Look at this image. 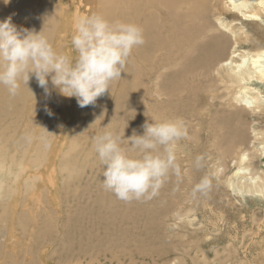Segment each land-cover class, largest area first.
<instances>
[{"label": "bare ground", "instance_id": "1", "mask_svg": "<svg viewBox=\"0 0 264 264\" xmlns=\"http://www.w3.org/2000/svg\"><path fill=\"white\" fill-rule=\"evenodd\" d=\"M31 2L32 0H10V3L5 4L4 0H0V20L11 17L12 22L19 25ZM58 2L61 4L59 12L66 17L64 25L75 27V22L82 13L69 9V0ZM101 9L100 5L99 12ZM105 10L104 16L110 21L138 24L143 29L146 42L133 49L124 69L129 75L126 73L114 81L111 90L99 97L94 105L84 107L87 116L80 121L81 127L75 128L74 136L71 137V151L76 154V149H82L85 152L84 158L99 160L93 148V137L97 133L106 128L114 130L120 127L121 135L124 134L125 138L130 137L134 130L137 134H143L142 125L149 117L156 116L160 119L183 118L189 132L196 122L199 127L198 138H203L206 143L193 144L191 136L182 139L183 145L190 143L195 150L208 151L217 158H225L238 145H245L252 154H241L238 157L241 162L264 157V132L253 129L249 136L247 129L250 126L248 128L243 121L248 113H264V94L261 90L264 87V46L243 52L238 49L240 43H248L251 39L241 24L257 23L263 17L264 0H111L105 5ZM57 15L58 12L47 11L29 14L24 28L39 32L46 22L45 34L50 36L58 51V42L52 38L60 23ZM229 16L231 18L226 19ZM211 70L217 71V74L225 72V75L221 74L218 78L220 83L213 80L212 74L209 76L212 79L210 84L206 82L210 79L205 75ZM192 71H195V76L191 75ZM48 89L46 93L38 85L34 75L28 85L21 84L15 96L0 85V199H4L8 191L5 176L14 174L17 179L24 174L13 172L14 165L22 158L23 153H10V142L16 140L19 145L33 144L32 147L39 149L41 154L44 150L40 149L51 141L50 131L44 130L41 123L42 111L37 112L42 107L41 100H47L55 93V90ZM64 101H70V106L75 107V99L64 95ZM129 106H132L131 110ZM108 107L111 111L106 119ZM71 112L68 121H71ZM33 123L37 125V130L30 129ZM67 125L62 133L65 136V143L62 145L67 143V135L71 129L70 122ZM57 138H61V135ZM225 142L227 146L223 144ZM256 142L259 145H254ZM179 148L177 144V151ZM29 158H35L32 163L40 166L38 151L32 152ZM75 160L80 161L77 157ZM72 164L71 160L67 167L62 166L61 171L68 170ZM74 170L69 169V177L73 176ZM56 171L57 165H53L49 174L39 176V179L34 175L32 180L33 187H38V180L48 184V189L54 196L51 195V202L58 207L61 204L60 196L57 197L58 184L51 175ZM234 173L243 180L241 187L245 191L256 187L264 188V179L258 174L249 175L245 167H239ZM170 177L171 173L167 179ZM28 178L30 177H26ZM103 178L101 171L91 165L86 172L76 177L74 183L63 188L65 196L71 198V205L75 207L72 215L62 224L63 246L73 251V254L76 247L75 254L82 256L92 252L107 255L116 250L120 254L126 251L131 253L132 250L142 255L151 252L141 245L140 238L142 235H151L146 229L139 232L142 221L139 219L145 211L144 199L129 202L118 199L111 191L105 190ZM175 183L172 181V189L175 188ZM20 190L18 185L16 192L19 193ZM157 193H161V190ZM154 201L155 204L160 203L155 199ZM16 205L15 198L11 203L13 213H16ZM0 207L5 214L6 205L1 203ZM158 207L159 205L155 209ZM1 216L2 214L0 218ZM24 216L23 213L21 218L24 219ZM109 232L112 235H108ZM9 233L10 238L15 236L12 228ZM48 234L47 229H41L37 238L42 240ZM130 243L138 245L135 247L134 244L133 249Z\"/></svg>", "mask_w": 264, "mask_h": 264}, {"label": "rangeland", "instance_id": "2", "mask_svg": "<svg viewBox=\"0 0 264 264\" xmlns=\"http://www.w3.org/2000/svg\"><path fill=\"white\" fill-rule=\"evenodd\" d=\"M110 1L69 0L71 3L69 9L79 10L82 13L81 16H84L99 12L101 5V13L105 14V5ZM60 9L61 4L58 0H32L29 8L27 7L23 21L15 25L18 29L24 28L26 16L29 14H37L39 11L41 14L46 11L48 13L58 12L60 23L53 32L52 38L58 42V51L74 56L71 41L75 27L64 25L66 17L59 12ZM230 18L231 16L226 17V19ZM241 26L247 30L251 39L248 43L239 44L240 52L264 46V15L257 23H244ZM220 72L225 75V72ZM126 73L129 75L126 70L122 71L121 76ZM194 74L195 71H192L191 75ZM210 74L213 75L214 81L220 83L218 78L221 74L211 70L205 77L209 78ZM209 79L206 81L208 84L212 80ZM48 88H51V91L55 90V93L47 100L42 99V107L37 109L38 113L42 111L40 116L43 129L50 131L52 136L49 144H45L40 149L44 152L40 154L39 149L32 147L33 144L19 145L16 140L10 142L8 147L12 154L23 153L22 158L14 165L13 172L24 174L17 179L14 178V174L5 176L8 180L6 184L8 191L6 197L0 199V205L1 203L6 205L5 214L2 213L3 209L0 207V214H2L0 218V264H264V188L256 187L245 191L244 187H241L243 180L234 173L239 167H245L249 175L258 174L264 179V157L257 158L255 161L241 162L238 158L241 154L246 153L251 156L252 152L245 145H238L230 156L217 158L208 151L198 149L196 151L190 143L183 145L182 140L178 142L179 150H176L181 175L171 173L172 177L169 178L176 182L175 188L172 189V181L166 179L165 185L160 188L163 195L157 193L151 199L142 200L145 203L144 206L142 204L145 211L140 216L139 221H142L139 224L140 231H138L142 233V229H146L153 237L147 235L140 237L142 238L141 245L143 244V247L151 252L142 255L132 250L131 253L126 251L120 254L116 250L112 252L113 254L92 252L82 256L75 254L77 251L75 246L74 254L73 251L65 249L64 242H62V224L69 215H72L75 207L71 205L73 204L71 198H67L68 195L65 196L63 188L74 183L76 177L81 176V173L86 172L91 165L102 172V165L98 162L99 160L84 158L85 152L82 149H76V154L71 151L73 147L71 137L74 136L75 130L81 127L80 121L87 116L86 108L79 107L77 99L70 97L76 100L73 109L70 101L65 102L64 95L52 85L50 78ZM261 90L264 94V87ZM108 108L106 109L107 114L105 113L106 119L111 111L110 107ZM131 108L132 106H129V110ZM48 109L49 111L51 109V115L48 114ZM70 112L71 121H68ZM243 121L248 128L250 126L247 129L249 136L253 129L264 132V113L263 115L248 113ZM69 122L71 129L67 135V143L62 145L65 143V136L62 133ZM30 129L37 130V125L31 124ZM44 130L41 132V138L44 137ZM114 130L121 134L120 127ZM59 134L62 139L57 138ZM198 135L199 127L194 122L193 130L189 132V136L193 138V144L206 143L203 138H198ZM250 144L251 142L248 145ZM254 145H259V142ZM36 151H38L41 162L40 166L32 163L35 158L32 160L29 158V155ZM57 155H60L59 158ZM72 155L74 157L70 159ZM197 156L203 157L201 167H196ZM76 157L80 160L79 162L75 160ZM2 158L5 161L4 156ZM71 160L73 164L70 167L75 170L73 176L69 177L68 172L71 168L64 171L61 169L62 166L67 167ZM87 162L89 164L86 165ZM53 165H57L56 173L51 175L58 184L57 197L60 196L61 200L58 207L51 202L53 195L48 189V184L38 180V187H33L32 180L34 175L39 179V176L49 174ZM204 175L211 178V186L206 192L197 193L194 196L193 187ZM26 177L30 178L26 179ZM18 185L21 187L19 193L16 192ZM160 195L163 198L162 196L159 198ZM15 198L17 205L14 212L16 213H13L11 203ZM154 199L160 203L155 204ZM158 205L159 207L155 209ZM23 213L24 219L21 218ZM11 228L15 233L12 238L9 233ZM41 229H47L49 234L39 240L37 235ZM108 235L112 233L109 232ZM134 244L135 247L138 245L133 243L131 245L133 249H135ZM67 252L70 253L67 254Z\"/></svg>", "mask_w": 264, "mask_h": 264}, {"label": "clouds", "instance_id": "3", "mask_svg": "<svg viewBox=\"0 0 264 264\" xmlns=\"http://www.w3.org/2000/svg\"><path fill=\"white\" fill-rule=\"evenodd\" d=\"M45 24L37 32L18 29L11 17L0 20V85L10 95L15 96L21 84L28 85L34 75L46 93L50 78L62 95L75 97L79 107L94 105L121 77L133 49L145 42L138 24L110 21L103 13L93 12L76 20L71 41L75 55L70 56L54 48L45 34ZM142 127L143 134L134 130L127 138L107 128L93 137V148L102 165L103 187L126 202L151 199L170 173L181 175L177 144L189 138L188 125L180 117L152 116ZM202 160V156L196 157V167L202 166ZM210 186L211 178L204 175L192 194L204 193Z\"/></svg>", "mask_w": 264, "mask_h": 264}]
</instances>
